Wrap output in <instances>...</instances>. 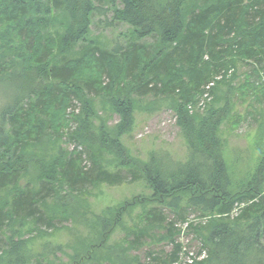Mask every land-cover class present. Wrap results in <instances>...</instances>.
Returning a JSON list of instances; mask_svg holds the SVG:
<instances>
[{
    "label": "trees",
    "instance_id": "obj_1",
    "mask_svg": "<svg viewBox=\"0 0 264 264\" xmlns=\"http://www.w3.org/2000/svg\"><path fill=\"white\" fill-rule=\"evenodd\" d=\"M108 9L113 21L130 29L123 48L89 39L92 16ZM148 37L154 44L138 43ZM242 63H252L257 76L264 71V0H0V84L9 97L0 109V264H47L61 246L50 247L44 238L53 237L61 221L80 217L78 204L68 207L74 196L88 193L89 184L118 186L128 177L152 192L141 203L161 209L142 212L141 226L129 229L133 239L125 240V253L115 254L113 263L142 264L127 251L162 224L173 241L166 208L182 221L189 213L208 218L196 230L208 247L198 264H264V155L232 191L220 137L232 107L218 89L231 84ZM229 68L232 78L212 82ZM84 89L104 94L103 105L118 117L115 125L92 110ZM206 92L212 100L202 112L189 111ZM148 95L169 99L186 147L183 161L155 152L140 161L122 145L135 107ZM73 97L83 108L71 138L85 147L88 168L81 151L54 146ZM137 204L108 207L92 225L84 220L87 236L92 230L97 241L79 239L72 264L105 248L122 223L118 214ZM37 240H44L43 252L31 246ZM179 249L145 264H175Z\"/></svg>",
    "mask_w": 264,
    "mask_h": 264
},
{
    "label": "rangeland",
    "instance_id": "obj_2",
    "mask_svg": "<svg viewBox=\"0 0 264 264\" xmlns=\"http://www.w3.org/2000/svg\"><path fill=\"white\" fill-rule=\"evenodd\" d=\"M89 39L98 40L103 46H107L110 50L113 47H125L131 40L130 29L112 19L111 10H106V14H95L91 18V28ZM155 39L148 37L138 41L139 44L152 45ZM77 51V50H76ZM73 55H76L77 52ZM71 57V56H70ZM252 63H242L238 65L236 77L229 85H222L218 89L219 93L230 100L232 113L227 122L221 126L220 137L225 142L224 157L227 162L232 184V191H237V182L250 176L257 160L264 155V71H259V75L253 73ZM256 71V70H255ZM227 72V76L224 74ZM222 72L220 75H214V84L217 81H222V78H232L234 73L233 68ZM222 76V77H221ZM248 83L253 86H248ZM3 88L7 89L6 85L0 84V109L9 100L8 95ZM94 90V89H91ZM86 98L92 103V110L107 120L108 126H113L117 123L118 117L113 115L109 108L105 106L104 94L91 92L88 94L87 89L82 91ZM212 100V95L208 97H200L194 105H191V112L200 110L199 105H206ZM71 106V107H70ZM64 113V126L58 132V141L54 145L63 148L67 153L73 151L82 152L83 165L90 166V162L83 152L86 151L83 145L77 143L71 138L73 130L77 127L78 115L83 106L77 98H72V104ZM134 120L131 131L121 137L122 145L129 151L130 155L137 160L146 161L148 155L152 152L157 154V157L168 156L173 161H183L186 154V147L182 139V135L175 124V114L171 110L169 99L162 97L156 99L151 95L143 97L139 100V104L135 107ZM74 111V113H72ZM112 158L106 156V161ZM126 175V172H124ZM231 182V183H232ZM86 194L74 196V200L70 201L71 206L78 204L77 210L80 215L78 220L73 222L61 221L57 224V229L54 236H46L44 240H49L50 247L61 246V251L54 253L53 257L46 259L47 264H72L74 257V249L79 251L80 246H77L79 239L83 244L86 242L97 241L96 233L94 236L91 230V238L87 235V229L84 222H91L94 216L103 214L106 208H116L126 202L136 201L138 203L130 210H123L118 214L121 224L115 227L109 238L105 242V248L96 251L93 258L84 261V264H120V261L114 262V255H123L126 251L127 243L125 240L133 239L127 235L129 229L135 226H141L140 215L147 209H161V207L152 204L141 203V197L149 199L152 192L143 181L133 182L130 177L121 185L107 186L99 184L91 186L87 185ZM76 206V205H75ZM162 211L167 216V223L173 225L174 239L172 242L166 240L168 235V226L162 224L157 228H152L148 231L141 243L132 245V248L127 251V255L137 258L140 263H151L152 257H161L163 254H169L174 246H179V258L182 261H187L192 258L193 264H198L208 257V247L197 234L198 225L202 227L207 225L208 218H199L193 213L186 214V221H182L173 211L162 208ZM139 215V217H138ZM85 220V221H84ZM71 222V223H70ZM67 226V229H62V226ZM155 227V226H154ZM44 240H37L36 244L32 243L33 249L39 252L42 251ZM39 245V248L37 247ZM70 245V246H69ZM82 245V243H81ZM41 246V247H40ZM128 249V248H127ZM109 253V254H107ZM82 256V254H80ZM104 255L107 259L99 258ZM126 255V254H125ZM99 258V259H98ZM74 260V259H73ZM52 262V263H51ZM42 264L43 261L41 262ZM33 264H38V261H33ZM171 264V263H168Z\"/></svg>",
    "mask_w": 264,
    "mask_h": 264
},
{
    "label": "built area",
    "instance_id": "obj_3",
    "mask_svg": "<svg viewBox=\"0 0 264 264\" xmlns=\"http://www.w3.org/2000/svg\"><path fill=\"white\" fill-rule=\"evenodd\" d=\"M209 85H212V84H209ZM209 85H208V86H209ZM208 89H209V88L207 87V88H206V91H209ZM207 94H208V92H206V94L204 95V97H207ZM175 264H193V261H192V258H191V259H188L186 262L180 260V258H179V259H178V262L175 263Z\"/></svg>",
    "mask_w": 264,
    "mask_h": 264
},
{
    "label": "bare ground",
    "instance_id": "obj_4",
    "mask_svg": "<svg viewBox=\"0 0 264 264\" xmlns=\"http://www.w3.org/2000/svg\"><path fill=\"white\" fill-rule=\"evenodd\" d=\"M199 107H204V105L201 104V105H199ZM174 263H175V262H174Z\"/></svg>",
    "mask_w": 264,
    "mask_h": 264
}]
</instances>
